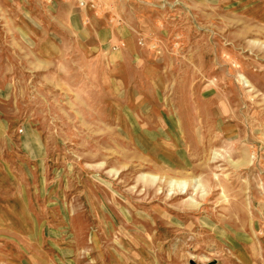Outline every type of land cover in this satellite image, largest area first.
Wrapping results in <instances>:
<instances>
[{"label":"rangeland","instance_id":"rangeland-1","mask_svg":"<svg viewBox=\"0 0 264 264\" xmlns=\"http://www.w3.org/2000/svg\"><path fill=\"white\" fill-rule=\"evenodd\" d=\"M0 264H264V0H0Z\"/></svg>","mask_w":264,"mask_h":264}]
</instances>
